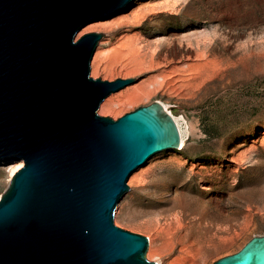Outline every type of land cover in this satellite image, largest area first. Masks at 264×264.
Returning <instances> with one entry per match:
<instances>
[{"label": "rangeland", "instance_id": "obj_1", "mask_svg": "<svg viewBox=\"0 0 264 264\" xmlns=\"http://www.w3.org/2000/svg\"><path fill=\"white\" fill-rule=\"evenodd\" d=\"M89 32L105 34L93 78H137L98 114L162 100L186 140L131 175L115 225L148 237L161 264H212L264 235V0H134L76 39Z\"/></svg>", "mask_w": 264, "mask_h": 264}, {"label": "water", "instance_id": "obj_2", "mask_svg": "<svg viewBox=\"0 0 264 264\" xmlns=\"http://www.w3.org/2000/svg\"><path fill=\"white\" fill-rule=\"evenodd\" d=\"M134 0H0V163L23 160L0 198V264H157L115 225L131 175L181 146L159 100L117 120L98 110L136 77L103 80L87 24ZM212 264H264V235Z\"/></svg>", "mask_w": 264, "mask_h": 264}, {"label": "bare ground", "instance_id": "obj_3", "mask_svg": "<svg viewBox=\"0 0 264 264\" xmlns=\"http://www.w3.org/2000/svg\"><path fill=\"white\" fill-rule=\"evenodd\" d=\"M159 101L164 106V108L173 116V118L176 120V122H177V124L179 126V129H180V132H181V137H182L180 148L182 149L184 147L185 141H186L185 140V134H184V131L182 129V126H181L179 120L177 119V117L169 110V107L167 106V103H165L162 100H159ZM11 163H13V165L11 166V168H12L11 177H12L21 167H23L24 161L23 160H19V161L2 162V163H0V167L2 168V167H4V165H8V164H11ZM151 240H152V238H151ZM157 264H161V263L158 261Z\"/></svg>", "mask_w": 264, "mask_h": 264}]
</instances>
